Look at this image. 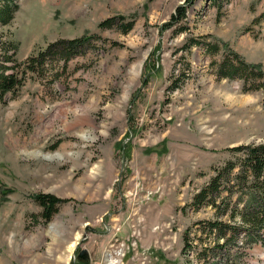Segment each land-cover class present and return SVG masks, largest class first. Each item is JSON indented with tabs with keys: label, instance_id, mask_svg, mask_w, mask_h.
<instances>
[{
	"label": "rangeland",
	"instance_id": "obj_1",
	"mask_svg": "<svg viewBox=\"0 0 264 264\" xmlns=\"http://www.w3.org/2000/svg\"><path fill=\"white\" fill-rule=\"evenodd\" d=\"M15 1L0 44L20 61L59 38L99 37L0 100V264H228L204 254L210 237L184 253V234L217 217L191 205L214 166L231 147L264 143V94L220 78L205 47L184 46L211 35L264 66V22L253 23L264 0ZM175 68L185 81L171 89ZM37 193L67 199L48 222ZM241 259L264 264V246Z\"/></svg>",
	"mask_w": 264,
	"mask_h": 264
},
{
	"label": "trees",
	"instance_id": "obj_2",
	"mask_svg": "<svg viewBox=\"0 0 264 264\" xmlns=\"http://www.w3.org/2000/svg\"><path fill=\"white\" fill-rule=\"evenodd\" d=\"M188 3L193 4L194 0H188ZM215 4L220 10L222 4ZM18 10L19 4L15 0H0V25L11 24ZM121 18L126 17L121 15ZM186 18L187 4L179 5L176 13L172 15L173 20L167 25L184 21ZM115 20L114 17H109L102 21L100 26L110 27L115 24ZM135 22L134 18L130 21H122L121 31L128 33L133 29ZM263 22L264 10L253 19L254 24ZM188 28L186 25H181L178 33ZM98 37L93 34L72 39L59 38L22 61L17 59V46L13 44L10 47V43L2 42L0 100L5 102L8 93L16 96L28 77L45 76L48 71L47 66H54L57 62H63L65 66L72 57L87 48L91 39ZM210 38L211 35L190 37L184 49L190 51L197 45L205 47L208 54L213 56L210 65L220 78L239 80L244 91L261 90L264 94L263 64L249 62L241 53L231 48L228 42ZM186 65L190 69V64ZM184 75L186 68H183L181 74L176 73L175 68L170 88H179L185 81ZM229 150L233 156L223 164L214 166L210 180L194 194L191 202L194 209L211 205L216 209L217 217L199 220L198 229L195 230L197 237L191 236L193 227L185 230L183 252L188 253L193 248V240L204 244L203 239L210 237L212 243L204 248L206 256L209 248L214 253H219L220 258L222 254L228 260V264H239V255L248 253L250 248L256 245L264 246V143L240 144ZM33 198L41 205V216L45 222L50 221L58 212L60 205L67 200L53 193H37ZM225 216L228 219H224ZM241 261L244 264L242 259Z\"/></svg>",
	"mask_w": 264,
	"mask_h": 264
},
{
	"label": "bare ground",
	"instance_id": "obj_3",
	"mask_svg": "<svg viewBox=\"0 0 264 264\" xmlns=\"http://www.w3.org/2000/svg\"><path fill=\"white\" fill-rule=\"evenodd\" d=\"M73 245H74V242L72 243V246H73ZM118 259H119V258H118ZM112 261H113V262H116L117 260H116V259H115V260L112 259Z\"/></svg>",
	"mask_w": 264,
	"mask_h": 264
}]
</instances>
